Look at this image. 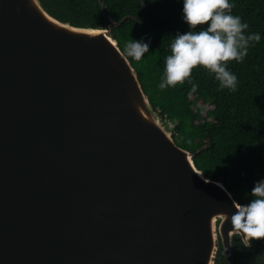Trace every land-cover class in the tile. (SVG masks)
Wrapping results in <instances>:
<instances>
[{
    "label": "water",
    "instance_id": "1",
    "mask_svg": "<svg viewBox=\"0 0 264 264\" xmlns=\"http://www.w3.org/2000/svg\"><path fill=\"white\" fill-rule=\"evenodd\" d=\"M0 0V264H234L239 203L154 107L112 33ZM198 150L197 152H199Z\"/></svg>",
    "mask_w": 264,
    "mask_h": 264
},
{
    "label": "trees",
    "instance_id": "2",
    "mask_svg": "<svg viewBox=\"0 0 264 264\" xmlns=\"http://www.w3.org/2000/svg\"><path fill=\"white\" fill-rule=\"evenodd\" d=\"M42 2L57 18L80 27L104 26L102 4L115 21L126 18L112 27V33L125 54L129 41L149 44L140 61L128 57L154 107L164 119L175 123L176 142L196 153L194 161L206 176L216 180L223 177L240 204L250 202L255 183L264 180V0H230L231 14L249 26L245 35L257 33L261 37L250 44L243 62L227 65L237 76L235 92L221 89L214 74L203 67L193 71L190 81L159 88L175 35L190 31L183 20V0ZM193 84L198 85L195 92Z\"/></svg>",
    "mask_w": 264,
    "mask_h": 264
},
{
    "label": "clouds",
    "instance_id": "3",
    "mask_svg": "<svg viewBox=\"0 0 264 264\" xmlns=\"http://www.w3.org/2000/svg\"><path fill=\"white\" fill-rule=\"evenodd\" d=\"M230 0H183V20L190 31L177 33L170 45L164 76L159 88L175 87L190 81L193 71L203 67L214 74L220 88L237 90V76L228 70L232 61L243 62L253 42H259L257 33L245 35L249 27L239 16L231 14ZM207 26L195 31L198 27ZM127 56L140 61L149 51V44L129 41L125 46ZM198 88L192 85V91ZM250 202H233L236 209L231 216L232 230L240 236L245 247L253 240H264V180L255 183Z\"/></svg>",
    "mask_w": 264,
    "mask_h": 264
},
{
    "label": "flooded vegetation",
    "instance_id": "4",
    "mask_svg": "<svg viewBox=\"0 0 264 264\" xmlns=\"http://www.w3.org/2000/svg\"><path fill=\"white\" fill-rule=\"evenodd\" d=\"M231 242L234 264H264V240H253L250 247H245L242 238L233 234ZM214 264H231L220 234Z\"/></svg>",
    "mask_w": 264,
    "mask_h": 264
},
{
    "label": "rangeland",
    "instance_id": "5",
    "mask_svg": "<svg viewBox=\"0 0 264 264\" xmlns=\"http://www.w3.org/2000/svg\"><path fill=\"white\" fill-rule=\"evenodd\" d=\"M210 108V106H208ZM165 124L168 126V129L174 132L175 123L169 121L168 119H165Z\"/></svg>",
    "mask_w": 264,
    "mask_h": 264
}]
</instances>
